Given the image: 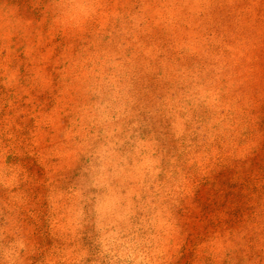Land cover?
Here are the masks:
<instances>
[{
	"label": "rangeland",
	"instance_id": "1",
	"mask_svg": "<svg viewBox=\"0 0 264 264\" xmlns=\"http://www.w3.org/2000/svg\"><path fill=\"white\" fill-rule=\"evenodd\" d=\"M0 264H264V0H0Z\"/></svg>",
	"mask_w": 264,
	"mask_h": 264
}]
</instances>
